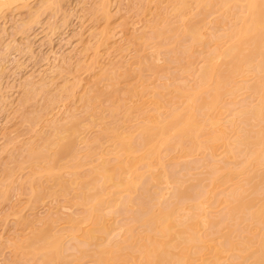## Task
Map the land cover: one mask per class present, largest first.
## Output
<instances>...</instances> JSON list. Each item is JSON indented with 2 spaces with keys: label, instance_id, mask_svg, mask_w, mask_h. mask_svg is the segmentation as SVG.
Instances as JSON below:
<instances>
[{
  "label": "bare ground",
  "instance_id": "obj_1",
  "mask_svg": "<svg viewBox=\"0 0 264 264\" xmlns=\"http://www.w3.org/2000/svg\"><path fill=\"white\" fill-rule=\"evenodd\" d=\"M18 1L0 0V10ZM167 1L174 21L162 18L165 30L150 25L149 38L161 39L150 44L152 57L179 63L201 54L190 82L142 90L135 110L143 121L86 143L84 157L96 154L89 144L102 136L115 148L86 179L72 167L74 117L55 121L44 147H27L30 166L61 187L78 186L82 207L66 229L47 225L18 245L37 264H70L61 251L66 237L76 241L71 264L83 256L93 264H264V0ZM210 23L218 31L207 30ZM81 98L88 107L91 96ZM150 103L163 112L150 113ZM62 150L73 159L63 166L68 179L53 172ZM114 212L124 217L116 225Z\"/></svg>",
  "mask_w": 264,
  "mask_h": 264
},
{
  "label": "rangeland",
  "instance_id": "obj_2",
  "mask_svg": "<svg viewBox=\"0 0 264 264\" xmlns=\"http://www.w3.org/2000/svg\"><path fill=\"white\" fill-rule=\"evenodd\" d=\"M172 12L167 0H24L0 10V264H37L33 256L21 253L27 248L18 245L47 225L50 232L60 226L66 229L67 219L82 213L75 194L78 186L61 187L38 166H30L25 160L29 145L44 147L54 122L74 117L77 164L72 167L86 179L92 166L115 152L110 137L102 136L89 144L96 154L84 157L90 139L105 131L110 135L113 126L124 133L137 120L143 121L135 110L142 90H158L167 81L180 87L193 78L201 54L179 63L162 55L152 57L150 44L161 39L149 38L150 25L162 18L173 22ZM166 21L157 24L159 29H166ZM207 30L218 31L211 23ZM186 65L185 74L179 67ZM114 74L121 75L117 81L111 78ZM84 94L91 96L88 107L81 98ZM149 106L150 113L163 112L161 106ZM70 155L62 150L55 156V175L72 176L63 167L73 160ZM123 219L114 212L110 223ZM75 242L66 237L61 247L70 264ZM76 264L93 262L83 256Z\"/></svg>",
  "mask_w": 264,
  "mask_h": 264
}]
</instances>
